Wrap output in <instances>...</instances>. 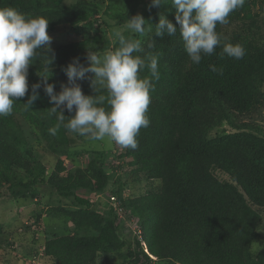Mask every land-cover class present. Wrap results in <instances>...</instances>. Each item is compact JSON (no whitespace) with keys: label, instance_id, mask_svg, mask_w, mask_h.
Instances as JSON below:
<instances>
[{"label":"trees","instance_id":"trees-1","mask_svg":"<svg viewBox=\"0 0 264 264\" xmlns=\"http://www.w3.org/2000/svg\"><path fill=\"white\" fill-rule=\"evenodd\" d=\"M162 3L157 8L150 7L151 0H0V8L46 17L49 36L61 27L73 38L50 45L55 62L48 82L56 93L61 84L68 85L64 69L74 59L88 67V51L102 58L119 48L113 28L141 41L142 51L136 54L160 57V79L152 81L155 91L146 113L150 126L140 129L138 148L111 141L113 149L125 150L115 159H131L124 180L120 163L110 174L105 172L100 150H75L77 142L91 139L63 127L50 134L57 121L49 115L54 105L38 76L45 72L44 49L29 67V91L14 102L11 115L0 117V197L2 189L8 190L20 207L11 220L18 225L17 235L27 233L33 245L43 236L40 246L52 264H98L99 258L104 264H264V235L258 230L259 211L264 209V130L242 120L264 104V0H245L229 14L228 23H217L225 42L243 45L242 59L228 57L218 46L198 65L185 51L171 0ZM137 14L153 25H146L142 35L126 28L128 18ZM159 14L177 27L174 36H155ZM139 74L150 78L147 67ZM93 77L89 72L77 81L83 94L107 96L98 84L93 91ZM36 83L42 85L39 99L26 109ZM102 106L107 107L106 101ZM63 114L71 118L75 109ZM41 151L55 158L50 171ZM84 157L87 164L81 168ZM142 181L151 187L147 194L124 200L123 192ZM110 189L122 209L137 218L140 240L136 235L127 238L131 226L98 198ZM31 202L43 208L27 216L24 205ZM50 219L57 223L47 229L44 221ZM6 236L0 222V247Z\"/></svg>","mask_w":264,"mask_h":264},{"label":"clouds","instance_id":"clouds-1","mask_svg":"<svg viewBox=\"0 0 264 264\" xmlns=\"http://www.w3.org/2000/svg\"><path fill=\"white\" fill-rule=\"evenodd\" d=\"M244 4L245 0H171V5L176 10L175 20L180 26L179 32L185 51L193 64L198 65L203 55H212L218 46H222L223 54L228 57L239 60L245 56L243 45L225 42L227 38H222L216 31L217 23H228L229 14ZM162 5V0H151L150 7L158 8ZM146 25L153 26L145 21L142 15L137 14L128 18L126 28L132 33L142 35L146 31ZM48 26L46 17L33 18L12 7L0 8V117L11 115L14 102L25 97L29 91V67L33 65L38 50L44 49L45 72L38 76L41 77L43 91L49 97V102L54 105L49 109V115H55L57 121L56 125L49 129L50 134L55 135L63 127L91 140L101 141L107 137L109 141L123 148L136 150L140 129L150 126L146 113L151 103L150 93L155 91L152 81L160 79L159 54L148 53L141 57L136 54L142 51L141 41L132 36L125 38L119 28H113L112 35L119 39V48L108 51L102 58L95 52L88 51V67L81 64L79 59H74L64 69L68 85L61 84V91L56 93L54 85L48 82L51 78L50 67L55 62V56L49 55L52 52V38L48 35ZM154 27L157 37H164L165 34L172 37L178 30L163 14H159V22ZM145 67L150 70V78L140 77L139 73ZM210 67L212 71L222 74V70L215 66ZM89 72L94 74L91 78L93 91L94 86L98 84L107 89V96L83 94L77 81L84 80ZM42 85L36 83L31 86L32 94L24 104L26 109H30L33 102L39 99L38 89ZM105 101L107 107L102 106ZM64 109L69 113L75 109V115L67 118L63 114ZM107 144L113 146L111 143ZM116 151L117 155L125 150ZM63 162L66 164L67 160L64 159ZM84 162L86 166L85 157L80 160L81 168H85L81 165ZM111 163L114 168L119 165L118 161ZM5 191L9 195L8 190ZM103 195L105 197L101 198ZM103 195L98 198L105 199L117 209L119 221H124L125 225H130L131 228L136 227L132 236L136 235L140 240L142 231L140 225L135 222L137 218L131 216V212L126 208L122 209L115 195ZM123 197L126 200L125 196ZM9 214L13 215L11 212ZM10 228L13 229L12 226ZM142 247L147 253L145 244H142ZM41 256L44 257L43 248L39 246L37 255L28 259L22 258L19 262L25 264L26 260V264H30V261H38Z\"/></svg>","mask_w":264,"mask_h":264},{"label":"rangeland","instance_id":"rangeland-1","mask_svg":"<svg viewBox=\"0 0 264 264\" xmlns=\"http://www.w3.org/2000/svg\"><path fill=\"white\" fill-rule=\"evenodd\" d=\"M67 2H73V0H67ZM69 4H71V3H69ZM108 22H110V21H108ZM231 29H233V27H231ZM50 37L52 38L51 43L66 42L67 39L68 40L73 39V38L70 39L71 37H69L66 34V32L64 34V31L61 27L57 28L55 33L53 35H51ZM242 120L254 123L264 130V104L261 105L260 107H258L257 109H255L254 111H252L248 116L243 117ZM248 120H250V121H248ZM101 141H104V145L102 148L99 147V143H102ZM101 141L87 140L86 143L79 141L76 144L75 150L76 151L86 150V149L87 150H94V151L96 149L98 151L100 150L98 153H101V157H104V159H106L104 161V163L102 164V166L105 167V172L107 174H110L112 172V167L114 165L111 162L118 161L120 163V167L122 169L119 171V175H120L119 177L121 180H124L126 178L125 172H128L132 168V166H127V163H129L131 161V159L128 157L121 159V160L115 159L117 151L115 149H113V146L107 144V143H111V141H109L107 137ZM114 151H116V152L114 153ZM39 155L43 158V160L46 161V165H48L47 167L50 171L53 168V165L55 163V158L51 157L48 154H46V155L43 154L42 151L39 152ZM106 155H109V156L106 157ZM85 162L81 164L83 167L85 166ZM154 185L160 186V183L158 181H156V183ZM150 189H151L150 185L148 183L142 181L141 183L136 184L135 187H133L131 190L126 189L123 192V196H125V198H127V197H137L139 195H145V194H147V192ZM5 190H6L5 188L1 190L5 194L0 199V222L5 224V231L8 233V236H6L7 243L5 245H3V247L2 246L0 247L2 249V250L0 249V264H21V262H19L20 259H22V258L28 259V258H31L32 256L37 255L39 253V246L41 245V242L43 241L44 237L40 236L39 238H40L41 242L37 243V245H33L30 242V240L28 242L29 236L27 235V233L23 234V236L21 238L17 235V233L19 231L17 230L18 227H16V226H18V225L16 224L15 226H13L14 223L12 221L16 217V215H17L16 212L20 207H18V205H16V202L14 200H12L11 195H7V191H5ZM109 192H110V195H112L114 193V191L112 189H110ZM104 197H105V195H103L101 198H104ZM104 200H102V201H104ZM28 204H30V205H28ZM28 204L24 205L25 208L23 209L25 211L27 210V216H29L28 212L35 211V210L39 211L43 208L41 206H36L35 202H31ZM10 212L13 213V216H11L9 214ZM24 215H26V212L24 213ZM259 215L261 216V223H260L258 230L264 235V209H260ZM56 223L57 222H54L53 219H50L49 221H46V220L44 221L45 228H47V226H53ZM10 225H12L13 229L9 228ZM135 229H136V227H132L130 229L129 235H127L126 237L127 238L131 237L133 235L132 233L134 232ZM15 230H16V233H15ZM58 231L59 230H56V231H54V233H57ZM65 231H67V229H65ZM50 235H51V232H47V238H49ZM57 235H59V234H57ZM38 261H40V264H52L48 261V259H46L42 256L38 259ZM24 262H25V264L27 263L26 260H24ZM97 262H98V264H104L102 258H99ZM110 264H118V262L115 261V262H111Z\"/></svg>","mask_w":264,"mask_h":264},{"label":"built area","instance_id":"built-area-1","mask_svg":"<svg viewBox=\"0 0 264 264\" xmlns=\"http://www.w3.org/2000/svg\"><path fill=\"white\" fill-rule=\"evenodd\" d=\"M111 200H114V198H111ZM30 264H40V263L36 260H32V261H30Z\"/></svg>","mask_w":264,"mask_h":264}]
</instances>
